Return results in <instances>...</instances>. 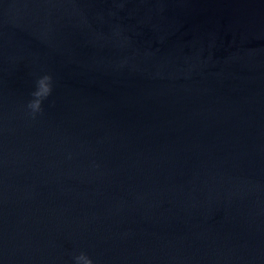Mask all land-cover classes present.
I'll return each instance as SVG.
<instances>
[{
    "label": "water",
    "instance_id": "obj_1",
    "mask_svg": "<svg viewBox=\"0 0 264 264\" xmlns=\"http://www.w3.org/2000/svg\"><path fill=\"white\" fill-rule=\"evenodd\" d=\"M82 252L264 264V0H0V264Z\"/></svg>",
    "mask_w": 264,
    "mask_h": 264
},
{
    "label": "clouds",
    "instance_id": "obj_2",
    "mask_svg": "<svg viewBox=\"0 0 264 264\" xmlns=\"http://www.w3.org/2000/svg\"><path fill=\"white\" fill-rule=\"evenodd\" d=\"M54 89V80L51 75H43L36 80V89L31 93L32 99L26 105L27 115L32 119L42 115L44 102L51 97ZM75 264H94L92 258L86 253H80L74 257Z\"/></svg>",
    "mask_w": 264,
    "mask_h": 264
}]
</instances>
